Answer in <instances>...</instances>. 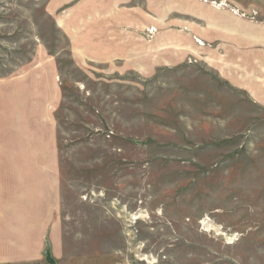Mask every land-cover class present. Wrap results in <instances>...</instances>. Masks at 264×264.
<instances>
[{"label": "rangeland", "instance_id": "rangeland-1", "mask_svg": "<svg viewBox=\"0 0 264 264\" xmlns=\"http://www.w3.org/2000/svg\"><path fill=\"white\" fill-rule=\"evenodd\" d=\"M171 3L0 0V173L53 190L57 264H264V104L212 53L170 64L165 34L190 35ZM11 226L0 253L32 250L39 230Z\"/></svg>", "mask_w": 264, "mask_h": 264}, {"label": "crops", "instance_id": "crops-1", "mask_svg": "<svg viewBox=\"0 0 264 264\" xmlns=\"http://www.w3.org/2000/svg\"><path fill=\"white\" fill-rule=\"evenodd\" d=\"M166 1L173 2L171 4L174 10L171 15L176 19L180 16L179 24L182 26L188 24L190 31V35L176 31H169L165 34V39L172 40V44L168 45L167 49L182 47L179 49L181 55L173 56L170 64L174 67L178 66L191 55L192 50L203 57L212 53L214 71H219L215 73L220 75L225 83L245 91L253 98L255 97L258 103L264 104V0H219L227 3L228 10H218L199 0ZM206 1L219 2L218 0ZM232 11L242 16L234 15ZM168 20L173 23L175 19L168 16ZM177 22L179 21H175ZM154 65L159 66L158 64L151 65L152 72L155 70ZM234 76H237L240 81H234ZM1 175L6 179V183L1 185L0 196L6 198L16 196L25 201L24 204L18 205L17 211L10 210L19 213L18 215L10 216L0 212L1 226L12 225L10 228L21 229L33 227L39 231L32 250L24 243L18 245L14 242L10 245V242H6L12 251L0 253V264H57V259L52 256L51 241L46 236L48 225L53 219V210L47 205L45 197L51 196L53 190L40 189V186L29 190L31 178L17 177L19 174L15 173H0ZM9 182L13 184L12 188H8ZM31 191L32 196L38 198L37 204L33 205V212L40 213L43 206L46 211L42 217L34 216L33 223L27 222L22 215L28 209ZM5 205L4 201H0V210ZM47 243L50 246V260H47L45 256Z\"/></svg>", "mask_w": 264, "mask_h": 264}, {"label": "water", "instance_id": "water-1", "mask_svg": "<svg viewBox=\"0 0 264 264\" xmlns=\"http://www.w3.org/2000/svg\"><path fill=\"white\" fill-rule=\"evenodd\" d=\"M45 256L47 260H50V246L48 243L46 245Z\"/></svg>", "mask_w": 264, "mask_h": 264}, {"label": "bare ground", "instance_id": "bare-ground-1", "mask_svg": "<svg viewBox=\"0 0 264 264\" xmlns=\"http://www.w3.org/2000/svg\"><path fill=\"white\" fill-rule=\"evenodd\" d=\"M141 217V216H140ZM139 218V217H138ZM138 218H136L135 220H137Z\"/></svg>", "mask_w": 264, "mask_h": 264}]
</instances>
